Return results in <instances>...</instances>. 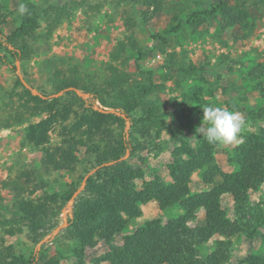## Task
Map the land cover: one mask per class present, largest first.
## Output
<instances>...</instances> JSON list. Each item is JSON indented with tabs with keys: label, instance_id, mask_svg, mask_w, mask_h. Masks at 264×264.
Segmentation results:
<instances>
[{
	"label": "rangeland",
	"instance_id": "obj_1",
	"mask_svg": "<svg viewBox=\"0 0 264 264\" xmlns=\"http://www.w3.org/2000/svg\"><path fill=\"white\" fill-rule=\"evenodd\" d=\"M220 1L222 0H158V11L154 13V6L149 8L141 4L135 5L133 0H0V11L4 13L9 28L18 25L23 17L18 13L20 3H24L27 8H36L41 22V37L30 44L32 48L19 61L18 72L16 68H12L15 61L11 57L5 63L0 62V220L9 219L12 211V194L4 183L17 175L24 179L26 173L31 172V180L42 184L34 194H55L57 200L47 223L48 230L42 236L39 247L40 242L34 243L28 238L25 225L20 233L14 235L5 233L0 226V239L5 244H11L15 252H23L28 256L33 252L38 257L56 256L59 264H95L98 257L109 250V246L101 240L95 245L83 246L81 251L78 243L68 236V224L52 234L58 225L63 224V211L69 201L64 199L69 186L80 187L82 176L92 170L91 160L83 155L81 148L78 152L80 162L72 171L60 169L47 172L41 167L42 153L26 143L24 129L29 122H37L45 118L46 114L43 112L40 116L27 117L21 123L15 121L16 115L22 118L23 115L28 116L27 112H23L26 111L23 104L27 98L23 97L21 87H14L18 73L27 84L47 95L54 90L52 84L60 71L78 73L85 80L99 82L106 76L107 65L113 61L112 53L116 43L133 35L136 43L146 49L145 57L139 62L141 69L153 71L159 85L152 94L157 107L154 123L149 128L138 125L136 130H132L128 119L129 128L125 131L128 138L129 133L134 131L136 143L140 145L133 155L128 154L125 158L133 167L141 170V176L135 179L138 190L142 189L145 181H151L156 176L165 182L170 181L167 165L172 162L173 148L182 141L195 146L207 127L203 120L202 105L239 111L247 122L242 133L249 132L252 126L246 117L247 109L264 106V97L253 89L254 82L251 78H247V73L253 66L264 64V44L260 43V39L264 37V0H226L228 5L238 3L243 6L246 18L241 22L242 27L239 24L230 25L219 16L208 18L197 27L187 24L186 20L191 12L214 6ZM48 6H65V12L59 16L51 9L44 12L43 8ZM143 13L148 16L147 19ZM126 20L129 21L128 25ZM179 24V30L173 32L172 27ZM155 35L165 37L166 43L153 39L152 36ZM0 53H4L2 46ZM126 54L130 55L132 51L128 48ZM130 63H133V58ZM181 67L194 70H188L185 77L180 73L176 74ZM127 70L132 71L131 75L137 74L133 64L127 66ZM198 89H202V103L199 100L201 98L195 96ZM228 103L236 104V107L229 106ZM95 104L100 106L98 101ZM25 105L31 107L33 103L29 101ZM72 109H82L80 102H73ZM133 117L140 118L141 112L137 111ZM71 118L72 112L68 119ZM55 125L54 130L49 132V145H54L61 139L58 134L61 126L59 123ZM111 127L115 129V133H120L119 124H112ZM238 142L239 140L229 146L215 147V165L222 171L236 170V165L229 159ZM203 169L199 167L192 173L189 182L191 193L210 188L203 183ZM215 182L220 181L215 178ZM247 197L252 205L260 204L264 212V184L256 190H250ZM220 201L227 217L234 219L236 215L232 195L223 194ZM72 207L73 204L65 215L67 221L75 220ZM140 208L142 215L129 219L125 228L114 236V246H120L123 236L132 233L145 221L158 219L164 224L182 212L178 206L160 209L156 201L142 204ZM203 221L204 211L198 209L195 220L190 221L189 225H199ZM258 231L252 239L242 232L231 236L228 264H246L241 261L247 255L264 253V225ZM217 239L224 238L215 235L199 246V256L211 253ZM74 247L79 254L74 251Z\"/></svg>",
	"mask_w": 264,
	"mask_h": 264
},
{
	"label": "trees",
	"instance_id": "obj_2",
	"mask_svg": "<svg viewBox=\"0 0 264 264\" xmlns=\"http://www.w3.org/2000/svg\"><path fill=\"white\" fill-rule=\"evenodd\" d=\"M133 2L135 5L141 4L149 8L154 6V13L158 11V0ZM49 7L43 8L44 12L51 9L57 16L65 12V6ZM144 16L147 19L148 16ZM217 16L230 25H241L246 13L242 5H228L226 0H222L214 6L191 12L186 22L197 27L208 18ZM38 17V10L28 7L18 26L9 34H4L0 28V46L4 50V53H0L1 63H5L8 57L14 61L25 57L29 48H32L30 44L37 42L41 37V22ZM5 22V15L0 11V27ZM125 22L126 25L129 24L128 20ZM179 28L180 24L173 26L172 31L176 32ZM152 38L163 43L167 41L160 35ZM128 48L132 51L130 55L126 54ZM145 51L143 46L136 43L133 35L119 40L112 53L113 61L107 65L106 76L99 82L85 80L78 76V73L68 74V71H60V75L52 84L54 90L51 94L74 87L89 93L90 97L87 99L79 97L73 90H67L58 97L43 99L33 95L17 77L14 87H21L23 97L27 98L26 102L30 101L33 105L28 107L25 102L23 106L26 111L23 112H27L28 116L23 115L22 118L16 115L15 121L21 123L26 121L27 117L40 116L43 112L46 114L45 118L26 125L24 140L41 151V167L47 172L74 170L80 162L78 152L81 148L83 155L91 160V169L98 167L87 178L84 189L75 198L72 207L75 220L69 219L66 227L68 236L78 243L81 251L83 246H92L101 240L109 246V250L100 255L96 263L228 264L231 236L242 232L252 239L259 233V227L264 225L261 205H252L247 197L250 190H256L264 184V106L250 107L246 111L252 128L248 133H241L239 142L233 148L229 160L236 165L235 171L224 172L219 169L215 165L213 155L216 146L209 145L204 136H200L195 146L182 141L179 146L173 148L172 162L167 165L170 181L165 182L156 176L151 181H145L142 189L138 190L135 187V179L141 176V170L122 157L127 151L133 155L140 145L136 143L134 131L129 133V138L128 134L126 136L125 118L120 114L123 113L126 119L131 121L132 130H136L138 125L149 128L154 123L157 107L152 94L157 91L159 85L155 81L153 71L141 69L139 62L145 57ZM131 58L133 63H130ZM132 64L134 70H137L136 75H131L132 71L127 70V66ZM12 68L15 69V65H12ZM177 70L176 74L180 73L186 77L185 73L194 69L181 67ZM247 78H251L254 82L253 89L264 97V64L253 66L247 73ZM201 92L202 89H198L195 96L201 98ZM40 93L47 96L44 92ZM199 100L203 102L202 98ZM77 101L81 104L80 110L72 109L73 102ZM96 101L101 108L113 109L120 114L95 110L93 106ZM232 105L236 107V104ZM137 111L141 112L138 119L133 117ZM70 112L72 118L68 119ZM64 122L69 124L65 125ZM56 123L61 126L58 131L61 139L56 144L49 145V132L54 130ZM112 124L121 126L120 133H115ZM170 134L175 135L173 132ZM104 163L110 164L103 165ZM199 167L204 168L201 172L202 180L210 188L191 193L190 178ZM31 174L26 173L24 179L17 175L4 183L12 194V211L9 219L0 220V226L5 233L14 235L20 233L25 225L28 238L34 243H39L48 230L47 223L55 209L53 204L57 205V200L55 194L46 192L36 196L34 193L42 184L31 180ZM84 176L85 174L81 180ZM215 178L220 182H215ZM69 187L64 201L70 199L79 185ZM226 193L233 197L236 215L234 219H229L226 210L221 206V196ZM149 201H156L160 209L178 206L182 212L164 224L158 219L147 220L132 233L124 235L120 246H114V236L125 228L129 219L140 217V205ZM198 209L204 211V221L202 224L190 226L189 222L195 220ZM215 235L224 239L215 241V248L211 253L204 257L199 256L198 247ZM241 262L264 264V253L249 254ZM40 263L59 264V258H46L42 255L38 257L35 252L29 256L23 252H15L11 244H5L4 240L0 239V264Z\"/></svg>",
	"mask_w": 264,
	"mask_h": 264
},
{
	"label": "clouds",
	"instance_id": "obj_3",
	"mask_svg": "<svg viewBox=\"0 0 264 264\" xmlns=\"http://www.w3.org/2000/svg\"><path fill=\"white\" fill-rule=\"evenodd\" d=\"M26 12L27 6L20 3L18 13L23 16ZM202 110L203 120L207 124L202 134L209 145L229 146L241 138L247 122L239 111L211 105L203 106Z\"/></svg>",
	"mask_w": 264,
	"mask_h": 264
},
{
	"label": "water",
	"instance_id": "obj_4",
	"mask_svg": "<svg viewBox=\"0 0 264 264\" xmlns=\"http://www.w3.org/2000/svg\"><path fill=\"white\" fill-rule=\"evenodd\" d=\"M15 68H16V71L18 72L19 71V60H16L15 61ZM18 76H19V79L21 80V82L24 84L25 87H27L31 93L33 95H38L39 97L43 98V99H46V98H53V97H58L60 95H62L65 91L67 90H73L75 91V93L81 97V98H84V99H87L90 97V94L89 93H86V92H83L77 88H74V87H68V88H65V89H62L60 90L59 92L57 93H54V94H50V95H43L42 93H40L37 89L31 87L29 84H27V82L21 77V74L18 73ZM93 108L95 110H98V111H101V112H107V111H110V112H115L117 115L120 114L119 111H115L113 109H103L101 108L100 106L98 105H94ZM123 118H125V131L129 128V120L126 119V116L121 113L120 114ZM126 136H127V133H126ZM128 154H129V151L126 152V155L124 157H122L123 159L127 158L128 157ZM107 164H110V163H104L103 165H107ZM98 167H95L93 168L92 170H90L88 173L85 174V176L83 177L82 179V182H81V185L78 189H76V191H74V193L72 194V196L70 197L69 201L67 202L65 208H64V211H63V224L62 225H58L54 231L52 232V234H55L57 233L61 228L67 226L68 224V221L65 217L66 213L71 209V206L73 204V201H74V198L80 193V191L84 188L85 184H86V180L87 178L97 170ZM47 238V237H46ZM45 240V239H44ZM42 242V241H41ZM41 242L38 244V247L40 246Z\"/></svg>",
	"mask_w": 264,
	"mask_h": 264
},
{
	"label": "crops",
	"instance_id": "obj_5",
	"mask_svg": "<svg viewBox=\"0 0 264 264\" xmlns=\"http://www.w3.org/2000/svg\"><path fill=\"white\" fill-rule=\"evenodd\" d=\"M8 23H4L1 25V31L4 33V34H9L11 31H13L18 25H14V27L12 28H9V26L7 25Z\"/></svg>",
	"mask_w": 264,
	"mask_h": 264
},
{
	"label": "built area",
	"instance_id": "obj_6",
	"mask_svg": "<svg viewBox=\"0 0 264 264\" xmlns=\"http://www.w3.org/2000/svg\"><path fill=\"white\" fill-rule=\"evenodd\" d=\"M260 43L264 44V37L260 39Z\"/></svg>",
	"mask_w": 264,
	"mask_h": 264
}]
</instances>
